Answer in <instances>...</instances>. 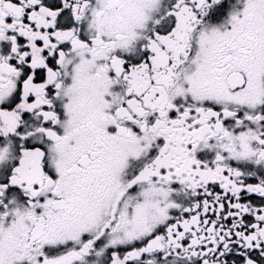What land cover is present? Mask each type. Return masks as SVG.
Listing matches in <instances>:
<instances>
[{"label": "snow or ice", "instance_id": "obj_1", "mask_svg": "<svg viewBox=\"0 0 264 264\" xmlns=\"http://www.w3.org/2000/svg\"><path fill=\"white\" fill-rule=\"evenodd\" d=\"M0 264H264V0H0Z\"/></svg>", "mask_w": 264, "mask_h": 264}]
</instances>
